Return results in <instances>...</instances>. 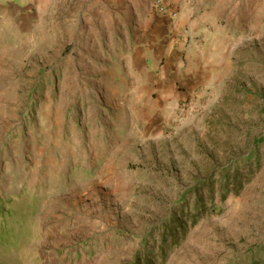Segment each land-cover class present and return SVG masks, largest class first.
<instances>
[{"label": "rangeland", "instance_id": "1", "mask_svg": "<svg viewBox=\"0 0 264 264\" xmlns=\"http://www.w3.org/2000/svg\"><path fill=\"white\" fill-rule=\"evenodd\" d=\"M250 254L264 0H0V264Z\"/></svg>", "mask_w": 264, "mask_h": 264}, {"label": "trees", "instance_id": "2", "mask_svg": "<svg viewBox=\"0 0 264 264\" xmlns=\"http://www.w3.org/2000/svg\"><path fill=\"white\" fill-rule=\"evenodd\" d=\"M258 143H259V141L256 140L254 142V145L256 146ZM208 183H209V181H206L204 185H199V186H196L193 189L188 190V192L191 195V197H194V206H195V209H198L199 208V205H200L199 203H200V198H201L200 192H201L202 189H204L206 187L205 185H208L207 186V189L210 190V187L211 186ZM173 235H174V233H172V236L171 237H173ZM249 257L251 258V260H250V262H247L246 264H260L258 258L254 254H250Z\"/></svg>", "mask_w": 264, "mask_h": 264}]
</instances>
